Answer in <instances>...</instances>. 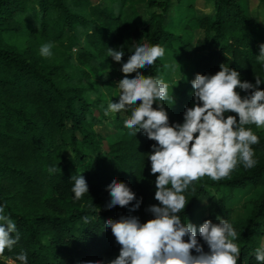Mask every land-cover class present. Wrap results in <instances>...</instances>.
Listing matches in <instances>:
<instances>
[{
    "label": "trees",
    "instance_id": "trees-1",
    "mask_svg": "<svg viewBox=\"0 0 264 264\" xmlns=\"http://www.w3.org/2000/svg\"><path fill=\"white\" fill-rule=\"evenodd\" d=\"M109 1L112 6L103 8L92 0H0V203L21 235L11 251L0 255V264H18L14 257L21 251L28 264H81L118 255L119 246L103 224L130 213L120 206L105 207V185L113 177L143 197L139 211L131 214L142 222L150 218L145 209L157 201L146 153L154 142L142 132L129 135L117 113L120 136L109 141L107 150L95 130L109 119L102 103L118 100L114 74L120 64L107 57L108 48L122 47L125 61L140 43L165 49L142 71L172 83L164 102L170 122H182L185 107L191 106L190 81L196 73L215 74L225 63L243 80L264 79V67L256 59L264 26L250 14L247 0H201L212 6V16L206 18L197 15V0H187V5L186 0ZM140 4L147 5V19L139 14ZM197 31L204 40H195ZM49 41L53 55L44 58L39 48ZM171 63L186 74L184 80L172 82ZM246 127L259 137L252 146L255 165L245 168L238 161L226 177L193 181L180 216L199 225L196 217L205 200L207 216L201 223L215 222L217 215L227 219L237 233L238 264H257L254 252L264 241V129ZM53 166L55 173H49ZM80 173L89 193L74 200L69 179ZM252 189L258 194L249 201L250 214L235 220L229 203ZM83 216L90 222L84 223Z\"/></svg>",
    "mask_w": 264,
    "mask_h": 264
},
{
    "label": "clouds",
    "instance_id": "clouds-1",
    "mask_svg": "<svg viewBox=\"0 0 264 264\" xmlns=\"http://www.w3.org/2000/svg\"><path fill=\"white\" fill-rule=\"evenodd\" d=\"M53 47L51 41L42 43L39 54L50 58ZM125 54L122 47L108 48L107 57L120 64L123 78L116 82L118 100L109 99L104 114L130 113L123 122L129 135L142 132L154 142L146 156L150 174L155 176L157 203L146 207L150 218L142 222L131 213L139 211L143 197L138 198L127 182L113 177L105 185L109 197L105 207L120 206L130 213L108 218L103 224L119 246L118 255L81 264H238L240 248L234 242L237 233L231 222L217 215L215 222L206 219L197 225L188 219L185 223L180 213L188 204L184 193L193 181L204 176L213 180L226 177L238 161L245 168L255 165L252 146L259 143V137L246 126L264 129V79L255 76V83L243 80L239 71L225 63L215 74L196 73L190 81L191 106L185 107L182 122H170L164 103L169 84L142 71L162 58L165 49L145 42L137 44L126 61ZM256 59L264 67V43L259 45ZM55 171V166L48 169L49 173ZM69 180L74 200L89 193L82 173ZM90 219L82 217L84 223ZM20 239L15 220L0 203V255L6 249L11 251ZM254 259L264 264V245L255 249ZM14 260L28 264L23 251Z\"/></svg>",
    "mask_w": 264,
    "mask_h": 264
},
{
    "label": "rangeland",
    "instance_id": "rangeland-1",
    "mask_svg": "<svg viewBox=\"0 0 264 264\" xmlns=\"http://www.w3.org/2000/svg\"><path fill=\"white\" fill-rule=\"evenodd\" d=\"M247 1L249 3V6H250V14L252 15V17L261 20V22L263 23V26H264V4H262L260 2V0H247ZM92 2L94 4L100 5L103 8H107V7L112 6V4L109 0H92ZM195 2H196V13L200 18L201 17L206 18V17L212 16V6L211 5L205 3L201 0H197ZM187 4H188V1H187V3H185V5H187ZM174 6H176V3H174L173 7ZM138 7H139V9H138L139 14L141 15V17L144 19H147L148 15H150V13H148V10H147V5L146 4H140V5H138ZM172 13H173V8H172V11L170 12V14H172ZM204 38H205V36H204V33L202 31L195 32V40L196 41L204 40ZM169 72L171 75L172 82H176L179 79L184 80L187 77L186 74L182 73L179 70L176 63H171V65L169 66ZM121 78H123V74L120 71L118 73L114 74L116 96H119V90L116 87V82L119 81ZM168 84H170V83H168ZM90 92H92L93 96H97V97L100 96V92L98 90H91ZM169 92H171L170 89H168V93ZM103 95L107 96V93L104 90H103ZM102 105L107 106V103L106 102L102 103ZM96 113H98V112H96ZM117 114H119V116L124 120L129 116V113H127V112H120ZM108 116H109V119H108L106 124H104L103 126L95 127V130L97 131V133L100 134L102 136V138L105 140V143L103 144V146H104V149H106V150L108 149L109 141L114 142L115 140H118L119 136H120L119 132L116 131V129H115V116H114V114L109 113ZM257 194H258V192L255 191L254 189L246 191L244 193H239V194H237L236 198L229 203V207L233 211V218L235 220L242 219V218L246 217L248 214H250L249 201L251 198L256 197ZM205 206H206V201L203 200L202 208L198 211L197 217H196V222L198 224H200L201 221L203 220V218H205L207 216V211H206ZM263 245H264V241H263Z\"/></svg>",
    "mask_w": 264,
    "mask_h": 264
}]
</instances>
